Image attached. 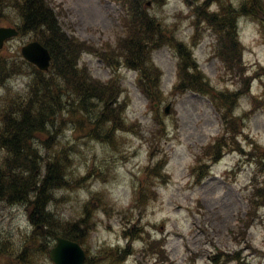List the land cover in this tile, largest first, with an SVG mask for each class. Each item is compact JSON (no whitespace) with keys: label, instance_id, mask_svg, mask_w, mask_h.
Returning <instances> with one entry per match:
<instances>
[{"label":"rangeland","instance_id":"rangeland-1","mask_svg":"<svg viewBox=\"0 0 264 264\" xmlns=\"http://www.w3.org/2000/svg\"><path fill=\"white\" fill-rule=\"evenodd\" d=\"M50 1L58 6L64 28L92 45L89 51L93 54L81 55V66L87 65L95 77L108 79L113 69L107 67L97 53L105 50L107 45L117 47L123 38L117 43L118 37L125 34V27L128 25L126 17H121L122 5L115 0ZM231 1L235 5L242 2ZM215 7L216 5L212 8ZM150 11L156 13L166 25L176 22L178 38L187 42L190 40L194 27L191 20L195 18V14L186 0H166L162 7L151 5ZM259 16H243L238 22L239 36L245 45L244 60L251 72L261 71L264 66V29L257 19ZM172 31L176 32V26H172ZM30 37L23 35L10 40L1 52L15 55ZM214 45V36L207 30H202V39L194 49L201 69L214 86L221 89L225 86L237 88V81L243 78L242 75L235 77L234 82L219 78L221 70L219 60L213 55ZM152 57L162 75V88L168 96L158 111L165 132L162 146L168 152V162L161 180H158L156 199H141L134 207H127L132 186L139 181L141 167L148 161L146 138L158 125L155 112L147 103V97L135 83V73L122 68V81L129 94L126 113L131 121L138 122L141 135L123 131L125 140L122 143L130 149L129 157L118 160L105 181L93 179L84 183L79 190L60 191L58 194L63 198L58 204V211L66 218L78 217L80 206L89 192L104 190L106 199L109 198L111 202L104 201V211H97L93 217L96 227L91 232L88 246L94 253L101 245H125L127 241L124 237L129 235L130 239L134 238L131 244L133 254L120 264H215L213 258L221 250L228 253L224 256L225 259L230 258L233 252H238L246 264H264V206L254 211L248 225L242 219L249 208L250 180L255 171L260 174L257 169L259 157L256 154L264 149V105L262 100L258 101L252 95L254 93L264 98V72L261 71L256 79L251 77L243 81L242 91L250 89L251 93L240 100L238 114L241 115L243 125H240L237 118L236 131L242 129L244 136L238 138L239 142H231L232 148L242 150L241 146L248 154L227 153L212 165L207 176L198 181L191 173L190 165L199 149L220 133L219 113L210 98L201 93L188 91L170 94L177 81L178 62L176 53L170 47H156ZM119 72L118 68L117 73ZM9 83L14 84L18 90L24 87V80L18 78ZM168 102L172 103V107L167 114L163 110ZM66 124L69 126L71 122L66 120ZM245 135L248 139H245ZM59 142L60 136L54 147L58 148ZM88 144V150L95 149L98 155H103L101 144ZM83 155L84 152L77 154L80 165L84 163ZM159 158L157 155L152 160L156 167ZM226 170L233 173L226 175ZM144 171H141V180L148 182L145 192L148 195L152 189L150 179L157 169L148 166ZM259 193L264 195V190L260 189ZM261 203L264 204V197ZM32 229L33 225L31 226L23 206L0 204L2 234H9L18 240L22 233ZM143 229L146 233H141ZM162 236H165L163 249L153 243V239H161ZM244 242L251 247H245ZM152 253L154 256L150 257ZM5 260L6 258L0 259L1 262Z\"/></svg>","mask_w":264,"mask_h":264},{"label":"trees","instance_id":"trees-1","mask_svg":"<svg viewBox=\"0 0 264 264\" xmlns=\"http://www.w3.org/2000/svg\"><path fill=\"white\" fill-rule=\"evenodd\" d=\"M217 1L218 9L211 12L204 8L203 16L219 33L218 52L225 68L235 72L242 68L236 19L240 14L264 13V0H242L237 7L227 0ZM145 3V0H124L128 21L125 36L117 48L109 46L103 54L115 68L124 64L138 70L142 90L151 99L160 100L163 94L159 77L152 70L144 43L159 38L162 32ZM0 20L16 25L23 34H31L49 48L53 57L51 72L46 74L23 59L0 55V83L19 73L29 75L25 92L9 90L0 102V201L25 205L33 224L43 227V232H27L18 240L0 231V259L6 258L7 264H52L48 251L57 235L87 245L94 225L91 197L84 203L81 218L76 220L62 217L55 209L59 200L55 191L76 189L84 179L73 168L75 145L67 142L64 130H72L71 137L79 141L81 151L87 152L84 158L90 154L87 147L83 149L84 145L93 140L100 141L106 151H117L123 156L122 141L116 133L129 130L124 113L127 101L118 100L121 90L118 77L102 82L92 78L85 67L78 68L79 53L90 47L63 29L50 0H0ZM180 48L185 56L179 87L201 90L205 83L197 73L188 75L186 64H191L190 54ZM145 62L150 63L146 66ZM219 99L228 114L235 98L221 94ZM88 161L96 165L89 173L103 177L108 172V166H102L105 160L97 161L90 156L85 164ZM146 196L143 194L141 199L146 200ZM132 252L130 245H102L88 254L85 264H117Z\"/></svg>","mask_w":264,"mask_h":264},{"label":"water","instance_id":"water-1","mask_svg":"<svg viewBox=\"0 0 264 264\" xmlns=\"http://www.w3.org/2000/svg\"><path fill=\"white\" fill-rule=\"evenodd\" d=\"M16 33L13 28L0 27V47L5 38ZM22 53L40 67H47L49 54L37 42H32L22 47ZM49 256L56 264H83L85 259V253L77 242L61 236L57 237L56 244L51 248Z\"/></svg>","mask_w":264,"mask_h":264},{"label":"bare ground","instance_id":"bare-ground-1","mask_svg":"<svg viewBox=\"0 0 264 264\" xmlns=\"http://www.w3.org/2000/svg\"><path fill=\"white\" fill-rule=\"evenodd\" d=\"M43 24V23H42ZM109 138H111V135H108ZM1 178V177H0ZM48 209V206L46 205V210ZM37 247V246H36ZM34 250V249H33ZM34 252V251H33Z\"/></svg>","mask_w":264,"mask_h":264}]
</instances>
